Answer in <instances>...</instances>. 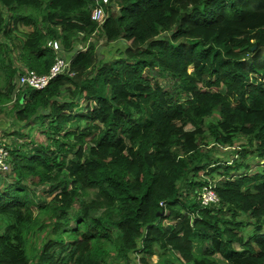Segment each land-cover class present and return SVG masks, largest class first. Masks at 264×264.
I'll use <instances>...</instances> for the list:
<instances>
[{
    "label": "trees",
    "instance_id": "16d2710c",
    "mask_svg": "<svg viewBox=\"0 0 264 264\" xmlns=\"http://www.w3.org/2000/svg\"><path fill=\"white\" fill-rule=\"evenodd\" d=\"M94 3L0 0V114L11 102L48 140L3 144L0 264H264V171L242 161L264 158V0H108L103 21ZM95 34L123 48L100 58ZM49 39L71 74L16 88L23 68L49 70ZM206 133L246 144L218 160ZM210 182L218 201L201 206Z\"/></svg>",
    "mask_w": 264,
    "mask_h": 264
},
{
    "label": "rangeland",
    "instance_id": "374dc122",
    "mask_svg": "<svg viewBox=\"0 0 264 264\" xmlns=\"http://www.w3.org/2000/svg\"><path fill=\"white\" fill-rule=\"evenodd\" d=\"M4 14L7 13L5 9H3ZM27 29V28H23ZM91 43H93L96 47V51L98 53V56L100 58H112L116 56L119 51L123 48L121 41L120 45L114 43H107L104 41L100 35L95 34L93 35L90 40ZM10 58L13 61V63L22 69V65L20 64L19 60V55H18V48L13 46V48L10 51ZM16 79V78H15ZM158 80L162 82V85L165 86L166 89H168L169 83L173 84L174 86H177V83L175 80H171L169 76L164 75V76H158ZM15 81V80H14ZM2 82H0L1 85ZM168 86V87H166ZM19 89V88H18ZM11 102L7 103L4 105L5 111H3L0 114V142L3 144H10L13 140L19 143H23L26 149L28 148H34L37 143L45 144L47 143V139L43 132L41 131L40 125L38 123L35 124H30L29 126H25L21 123H17L16 120L14 119L13 112L11 111ZM76 109V107H75ZM77 109H80L78 107ZM216 118V114L210 116L207 118V121H214ZM202 148L204 150H207L206 147H210L214 144L212 143L211 138L208 137V133H206L203 138L199 139ZM208 143V144H206ZM246 144V139L242 135H237L236 138L234 139L233 146H224L221 144H214L212 146V149L208 150L210 154H212L213 157H215L218 160H229L234 157L236 154V151L238 148H241L242 145L245 146ZM243 163L248 162L251 164V167H249L246 171L252 172L254 170L262 172L264 171V164L262 163L264 161V158L258 159V157L254 155H248L244 159H242ZM241 161V162H242ZM202 175V173L200 174ZM213 178L216 180L218 175L217 173L213 174ZM204 174L201 176V178H204ZM45 185H37L36 186V192L38 194V198L40 200H49L50 196L48 194H39V191L44 190ZM90 196H93V191H89ZM75 207H77V203L75 204ZM251 227L249 226L247 230H249ZM47 229L44 228L42 231L35 229L34 234L29 238V243L31 245L38 246L39 244L42 243V239L44 235L46 234ZM236 248H239L237 243L234 244ZM134 256L133 254H131ZM217 258L220 259V257L217 255ZM137 264H140L138 261L135 260ZM108 263L109 264H126L127 262L123 259H119L117 256H110L108 258ZM128 264H134L131 262H128Z\"/></svg>",
    "mask_w": 264,
    "mask_h": 264
},
{
    "label": "built area",
    "instance_id": "2783aa9c",
    "mask_svg": "<svg viewBox=\"0 0 264 264\" xmlns=\"http://www.w3.org/2000/svg\"><path fill=\"white\" fill-rule=\"evenodd\" d=\"M108 4V0H95L91 7V18L93 20L103 21L105 16L104 5ZM49 46L54 52V58L49 70L46 73L38 74L32 69L23 68L22 71L14 79L16 88L30 87L41 89L45 87L48 82L58 74L68 73L70 64V53L64 52L61 48L60 42L57 39H49L47 41ZM80 45L77 46L79 48ZM9 152L7 148L0 142V174L6 173L10 170ZM198 199L201 206H207L218 201V196L214 190V184L210 182L208 185L203 186L202 190L198 193Z\"/></svg>",
    "mask_w": 264,
    "mask_h": 264
}]
</instances>
